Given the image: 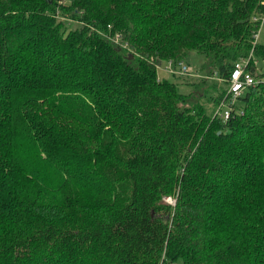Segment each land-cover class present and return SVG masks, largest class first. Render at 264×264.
I'll return each instance as SVG.
<instances>
[{
  "label": "trees",
  "instance_id": "16d2710c",
  "mask_svg": "<svg viewBox=\"0 0 264 264\" xmlns=\"http://www.w3.org/2000/svg\"><path fill=\"white\" fill-rule=\"evenodd\" d=\"M262 16L264 0H0V264H264ZM188 51L221 82L210 109L202 84L157 77ZM250 53L257 82L223 119Z\"/></svg>",
  "mask_w": 264,
  "mask_h": 264
},
{
  "label": "rangeland",
  "instance_id": "374dc122",
  "mask_svg": "<svg viewBox=\"0 0 264 264\" xmlns=\"http://www.w3.org/2000/svg\"><path fill=\"white\" fill-rule=\"evenodd\" d=\"M68 23H70L71 27H75L76 23L68 20ZM116 37V36H115ZM257 42L258 44H262L264 45V20L262 22L261 25V31L257 36V41H254V43ZM183 63L184 65H186L187 67L190 68L189 70V74H183V75H179L178 73L175 72H165L162 69V66H156L157 68V77L159 79H166L169 80L171 82H174L179 91L180 92H188L191 90V86L190 83H197V84H202L204 88H206V96L205 98L200 99V102L203 103L207 108L209 107V109L212 107L211 103L209 101H207L206 97H208L209 94H216L217 90L220 86V81H212V80H207L209 78L208 75H206V73H204L202 68H199L200 63L203 61V55L200 53H196L194 51H188L186 56L183 58ZM261 70H264V62H262L261 60H258L257 66H256V73L257 72H261ZM205 74V76H203L202 78H200V75ZM205 78V79H203ZM204 80V81H201ZM211 82H215V88L212 87V89L209 88ZM162 199L167 202L170 205H174V200L173 197L171 196H164L162 197Z\"/></svg>",
  "mask_w": 264,
  "mask_h": 264
},
{
  "label": "built area",
  "instance_id": "2783aa9c",
  "mask_svg": "<svg viewBox=\"0 0 264 264\" xmlns=\"http://www.w3.org/2000/svg\"><path fill=\"white\" fill-rule=\"evenodd\" d=\"M256 21H261L260 26L262 25V22L264 20V16L261 18L254 17L253 18ZM259 33H256L254 35V38L257 39ZM252 61L251 53L248 57L242 58L239 61L235 62L233 69L229 75L228 78V89H226L225 96L222 99V101L219 103V105L216 108V113L223 117V119H226L229 117L230 109L232 105L235 103V101L242 95L243 91L255 84L256 78L254 77L253 73L250 71V62ZM176 65L179 66V68L173 69V66L170 67V62H167V66L164 67V71L166 72H175L179 75L183 74H189L190 68L182 63H177Z\"/></svg>",
  "mask_w": 264,
  "mask_h": 264
}]
</instances>
